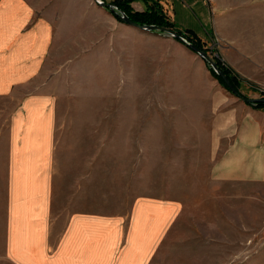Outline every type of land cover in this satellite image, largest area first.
Masks as SVG:
<instances>
[{"label":"rangeland","instance_id":"rangeland-1","mask_svg":"<svg viewBox=\"0 0 264 264\" xmlns=\"http://www.w3.org/2000/svg\"><path fill=\"white\" fill-rule=\"evenodd\" d=\"M255 2L264 4L208 0L212 25L206 38L193 36L253 99L264 98V86L235 73L227 52L231 17L264 12ZM50 83L63 207L112 214L137 197L177 199L184 213L152 264H264V184L213 178L217 106L231 92L198 54L171 36L124 28Z\"/></svg>","mask_w":264,"mask_h":264},{"label":"crops","instance_id":"crops-1","mask_svg":"<svg viewBox=\"0 0 264 264\" xmlns=\"http://www.w3.org/2000/svg\"><path fill=\"white\" fill-rule=\"evenodd\" d=\"M155 3L178 29L206 38L215 15L208 0H135L131 6L144 12ZM258 8L231 17L227 58L235 73L264 86V12ZM124 28L138 30L95 0H0V264H152L182 217L184 203L177 199L137 197L127 212L108 214L63 207L56 193L50 81L76 55L122 38ZM228 95L213 126V178L264 184V107Z\"/></svg>","mask_w":264,"mask_h":264},{"label":"trees","instance_id":"trees-1","mask_svg":"<svg viewBox=\"0 0 264 264\" xmlns=\"http://www.w3.org/2000/svg\"><path fill=\"white\" fill-rule=\"evenodd\" d=\"M135 0H115L112 5H114L119 11L125 13L133 22L139 24V25H155V26H161L166 27L169 29H172L176 32H178L182 37L187 38L191 44L199 48L200 50H204V48L200 45V43L196 40H194L193 36L190 31H181L178 29L173 22L169 20L167 15L164 13V11L161 9V7L157 6V3H155L152 6H148L147 10L144 12H137L134 11L131 4ZM115 14V13H114ZM117 17L118 15L115 14ZM119 18V17H118ZM120 19V18H119ZM187 34V36H186ZM216 62L218 64V67L220 71H222L230 81L231 85L236 89L240 90L239 83L236 81V79L231 75L229 69H227L220 59H216ZM210 71L215 76L216 80H218L224 88L229 90L223 79L218 76L211 68ZM230 91V90H229ZM257 107H264V104L258 103L254 104Z\"/></svg>","mask_w":264,"mask_h":264},{"label":"water","instance_id":"water-1","mask_svg":"<svg viewBox=\"0 0 264 264\" xmlns=\"http://www.w3.org/2000/svg\"><path fill=\"white\" fill-rule=\"evenodd\" d=\"M95 1L99 5H102L103 7L109 8L113 13H115V14L118 15V17L120 18V20L122 22H124L125 24H127L129 26L135 27L138 30H142L144 32H148V33H152V34H164L166 36H171V37L179 40L180 42H182L183 44H185L187 46V48H189L191 51H193L194 53L198 54L204 60V62L218 76H220L223 79V81L225 82V84L229 88L230 92H232L236 96H239L246 103H250V104L262 103V104H264V98L253 99V98H247V97L243 96L242 94H240V92L238 90H236L231 85V83L228 80L227 76L222 71H220L217 62L213 58H211L210 55L206 51L200 50L199 48H197L196 46H194L193 44H191L190 42H188L178 32H176V31H174L172 29L166 28V27H161V26H155V25H139V24L133 22L127 15H125V13L119 11L114 5H112V4H106L102 0H95Z\"/></svg>","mask_w":264,"mask_h":264}]
</instances>
